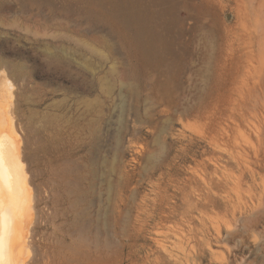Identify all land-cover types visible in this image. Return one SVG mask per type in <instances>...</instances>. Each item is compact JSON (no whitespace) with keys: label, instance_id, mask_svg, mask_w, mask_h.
Returning a JSON list of instances; mask_svg holds the SVG:
<instances>
[{"label":"rangeland","instance_id":"obj_1","mask_svg":"<svg viewBox=\"0 0 264 264\" xmlns=\"http://www.w3.org/2000/svg\"><path fill=\"white\" fill-rule=\"evenodd\" d=\"M0 105L22 264H264V0H0Z\"/></svg>","mask_w":264,"mask_h":264},{"label":"bare ground","instance_id":"obj_2","mask_svg":"<svg viewBox=\"0 0 264 264\" xmlns=\"http://www.w3.org/2000/svg\"><path fill=\"white\" fill-rule=\"evenodd\" d=\"M7 109L5 105L3 113L0 110V264H22L30 251L25 233L32 221L33 199L16 155L18 135Z\"/></svg>","mask_w":264,"mask_h":264}]
</instances>
